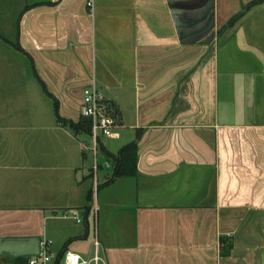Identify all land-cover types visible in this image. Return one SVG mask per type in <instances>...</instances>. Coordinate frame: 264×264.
Returning a JSON list of instances; mask_svg holds the SVG:
<instances>
[{
  "label": "crops",
  "instance_id": "0c3cea01",
  "mask_svg": "<svg viewBox=\"0 0 264 264\" xmlns=\"http://www.w3.org/2000/svg\"><path fill=\"white\" fill-rule=\"evenodd\" d=\"M15 1L0 237L51 240L50 264L95 241L97 264H264V0H21L9 19ZM92 81L114 122L96 150L70 123ZM131 142L136 172L112 177L102 148Z\"/></svg>",
  "mask_w": 264,
  "mask_h": 264
},
{
  "label": "built area",
  "instance_id": "2783aa9c",
  "mask_svg": "<svg viewBox=\"0 0 264 264\" xmlns=\"http://www.w3.org/2000/svg\"><path fill=\"white\" fill-rule=\"evenodd\" d=\"M87 5L92 11L93 1L88 0ZM80 116L90 117V136L92 138L94 149L100 135L110 136L112 134L113 119L108 114L106 98L103 93L96 87L94 81L83 89L82 102L80 105ZM94 169H97V165H94ZM71 215L74 219L78 220L77 211L70 209L64 216ZM51 240L40 239L39 249L37 254L27 257V264H50L56 260V256L48 250ZM96 252L93 257L89 260L82 259L79 254L66 250L62 256L61 261L64 264H90V262L98 263L100 260L97 255L98 242L95 241Z\"/></svg>",
  "mask_w": 264,
  "mask_h": 264
},
{
  "label": "trees",
  "instance_id": "16d2710c",
  "mask_svg": "<svg viewBox=\"0 0 264 264\" xmlns=\"http://www.w3.org/2000/svg\"><path fill=\"white\" fill-rule=\"evenodd\" d=\"M71 126L75 127V129H84L90 131V125L88 123H84L79 121L77 123L70 122ZM102 152L108 156L113 162V176H128L133 175L136 172V143L131 142L124 145L117 154H110L102 148ZM15 264H27V257L19 256L12 258ZM59 260V259H58ZM58 260L56 264H58Z\"/></svg>",
  "mask_w": 264,
  "mask_h": 264
},
{
  "label": "water",
  "instance_id": "95a60500",
  "mask_svg": "<svg viewBox=\"0 0 264 264\" xmlns=\"http://www.w3.org/2000/svg\"><path fill=\"white\" fill-rule=\"evenodd\" d=\"M81 121L89 123L90 117H81ZM40 239L37 236L26 238H1L0 255L7 254L11 258L35 255L39 249Z\"/></svg>",
  "mask_w": 264,
  "mask_h": 264
},
{
  "label": "rangeland",
  "instance_id": "374dc122",
  "mask_svg": "<svg viewBox=\"0 0 264 264\" xmlns=\"http://www.w3.org/2000/svg\"><path fill=\"white\" fill-rule=\"evenodd\" d=\"M21 0H18V2H20ZM17 1H15L14 3H13V6L11 7V5H10V7H11V9L8 11L9 12V14H10V16L8 17L9 19H12V17H13V15H14V12H16V10L17 9H15V7H14V5L15 6H19V3H18ZM89 125H90V123H88ZM87 134H83V136L85 137ZM87 138H88V136H87ZM100 139H101V141H103V142H107V141H109L110 139H108V138H106V136H102V135H100V137H99ZM89 141H90V146L92 147V138H91V136H89ZM88 156H90L91 157V152H90V154H88ZM101 155H100V153L97 151V155H96V160H98L100 163H101ZM59 215H60V217H62V215H63V211H60L59 212ZM61 264H64L63 263V261H61Z\"/></svg>",
  "mask_w": 264,
  "mask_h": 264
}]
</instances>
